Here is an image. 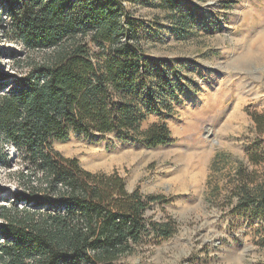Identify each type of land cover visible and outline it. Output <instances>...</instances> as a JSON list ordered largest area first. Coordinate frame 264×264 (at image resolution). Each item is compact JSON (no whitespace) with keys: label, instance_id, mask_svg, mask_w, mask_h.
Returning a JSON list of instances; mask_svg holds the SVG:
<instances>
[{"label":"trees","instance_id":"16d2710c","mask_svg":"<svg viewBox=\"0 0 264 264\" xmlns=\"http://www.w3.org/2000/svg\"><path fill=\"white\" fill-rule=\"evenodd\" d=\"M140 24L122 0H0V33L26 52L0 75V167L17 166L0 206V264H116L150 232L172 234L170 222L144 216L162 195L129 191L117 172H90L52 147L71 132L169 140L165 123L139 131L152 92L143 96ZM249 114L263 135L264 113ZM263 152L246 149L260 171L236 169L235 211L264 214Z\"/></svg>","mask_w":264,"mask_h":264},{"label":"rangeland","instance_id":"374dc122","mask_svg":"<svg viewBox=\"0 0 264 264\" xmlns=\"http://www.w3.org/2000/svg\"><path fill=\"white\" fill-rule=\"evenodd\" d=\"M122 1L141 22L143 96L152 91L139 131L165 123L170 138L150 147L118 132H71L52 147L90 172H117L129 191L163 196L144 216L170 222L172 234L150 232L116 264H264V214L235 211L228 197L238 166L262 168L246 149L255 143L264 151L249 114L264 113V0ZM25 53L0 33V75ZM91 145L137 154L93 166ZM14 169L13 161L0 167V206L12 200Z\"/></svg>","mask_w":264,"mask_h":264},{"label":"bare ground","instance_id":"6f19581e","mask_svg":"<svg viewBox=\"0 0 264 264\" xmlns=\"http://www.w3.org/2000/svg\"><path fill=\"white\" fill-rule=\"evenodd\" d=\"M89 151L91 153V157H89L90 162L92 163L91 165H93V166H105V165L110 164L114 161H118V160H121L125 157L137 154V152L130 147H122V148L116 149L113 152H108L105 149L91 145L89 147ZM141 153H143V152H141Z\"/></svg>","mask_w":264,"mask_h":264}]
</instances>
